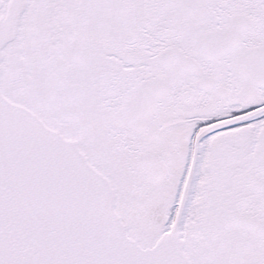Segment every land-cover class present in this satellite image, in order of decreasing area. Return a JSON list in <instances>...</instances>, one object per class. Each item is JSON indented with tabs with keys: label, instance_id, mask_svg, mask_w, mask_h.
I'll list each match as a JSON object with an SVG mask.
<instances>
[{
	"label": "snow or ice",
	"instance_id": "6c2138e0",
	"mask_svg": "<svg viewBox=\"0 0 264 264\" xmlns=\"http://www.w3.org/2000/svg\"><path fill=\"white\" fill-rule=\"evenodd\" d=\"M0 264H264V0H0Z\"/></svg>",
	"mask_w": 264,
	"mask_h": 264
}]
</instances>
